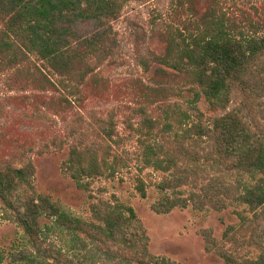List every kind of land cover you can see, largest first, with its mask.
<instances>
[{"label":"trees","instance_id":"1","mask_svg":"<svg viewBox=\"0 0 264 264\" xmlns=\"http://www.w3.org/2000/svg\"><path fill=\"white\" fill-rule=\"evenodd\" d=\"M146 1L0 0V76L33 99L44 96L45 111L32 112L37 119L75 108L84 118L85 89L96 85L115 44L104 23L123 4ZM91 21L103 26L81 35L78 25ZM156 25L163 52L153 66L141 63L151 77L141 97L147 105L169 97L183 102L163 105L161 120L139 109L140 163L164 177L153 210H231L237 223L225 228L222 247L204 232L206 252L220 250L223 264H264V0H172ZM201 101L211 115L199 109ZM87 116L98 140L87 143L83 133L64 163L83 191L90 185L84 181L113 178L123 165L111 145L113 113ZM34 174L25 156L0 163V206L27 202ZM135 189L147 198L143 181ZM36 201L43 205L32 200L23 207L22 235L0 251V264H180L150 252L135 209L114 195L86 201V217L47 198ZM51 236L59 246L48 242ZM242 238L257 252L238 254Z\"/></svg>","mask_w":264,"mask_h":264},{"label":"rangeland","instance_id":"2","mask_svg":"<svg viewBox=\"0 0 264 264\" xmlns=\"http://www.w3.org/2000/svg\"><path fill=\"white\" fill-rule=\"evenodd\" d=\"M171 2L147 0L143 3H126L115 18L104 23L106 28L111 29L115 44L111 57L100 65L98 82L94 87L91 84L92 87L85 89L87 102L79 108L84 118L75 108L63 114L51 111L46 113V120L37 119L32 112L35 108L45 111L44 96L33 99L32 92L10 88L5 78L0 76V163L14 162L25 156L35 167L34 189L27 191L26 196H31L27 202L12 208L0 206V251L8 250L22 235L19 220L24 217L23 207L32 200L35 201L34 205L42 206L36 201L38 197L47 198L86 217V201L114 195L135 209L147 231L149 250L153 255L180 264H223L220 250L206 252L203 234L210 231L214 242L219 248L222 247L220 240L225 228L237 223L232 211L200 213L189 207L173 210L169 214L154 212L159 196L156 184L164 177L152 170H144L140 163L141 149L137 134L141 121L139 109L161 120L164 116L161 110L163 105L183 102L180 98L169 97L167 101L159 99L147 105L140 92L141 85L149 84L151 78L147 74L143 76L142 61L153 66L154 57L163 52V45L157 37L159 27L156 22L166 17ZM102 26L91 21L79 24L78 32L88 36ZM198 106L205 115H211L205 102L201 101ZM89 113L100 116L113 113L116 144L111 145L123 165L113 178L105 176L84 181L90 185L88 191H83L71 180L64 163L69 148L77 145V139L83 133L88 136L87 143L97 142L96 134L90 129L92 119L88 118ZM102 145L106 146L104 142ZM139 180L146 185V199H141L135 189ZM49 239L48 242L60 245L55 237ZM245 241L242 238L237 243L238 254L248 256L257 252L254 247H247ZM229 249L230 245H227L225 250Z\"/></svg>","mask_w":264,"mask_h":264}]
</instances>
